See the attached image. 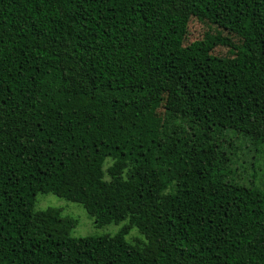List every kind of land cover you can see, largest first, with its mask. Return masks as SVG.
<instances>
[{
	"label": "trees",
	"instance_id": "trees-1",
	"mask_svg": "<svg viewBox=\"0 0 264 264\" xmlns=\"http://www.w3.org/2000/svg\"><path fill=\"white\" fill-rule=\"evenodd\" d=\"M201 1L0 0V264H264V189L229 148V131L264 142V0H208L244 25L239 43L218 29L235 52L221 114L183 80L188 105L157 116ZM39 193L128 222L74 237Z\"/></svg>",
	"mask_w": 264,
	"mask_h": 264
},
{
	"label": "rangeland",
	"instance_id": "rangeland-1",
	"mask_svg": "<svg viewBox=\"0 0 264 264\" xmlns=\"http://www.w3.org/2000/svg\"><path fill=\"white\" fill-rule=\"evenodd\" d=\"M208 0H202L188 24V32L182 46L176 81L179 87L174 88L165 97L163 105L158 109L157 116L163 118L166 105L187 106V100L182 96V81L187 82L188 89L195 106L200 110H210L216 116L221 114L224 102V86L231 71L235 58L234 50L226 45L218 36V29L223 35H229L239 43L243 38L244 25L237 12L233 9L221 10ZM181 85V86H180ZM233 145L232 168L233 177L241 182L264 189V142L252 143L241 134L229 131ZM112 161L105 163L107 168ZM49 206L61 208L64 214L77 219V225L72 230V236L113 235L120 230L121 223H110L98 226L80 203L69 201L53 193H39L35 208L45 209ZM126 239L132 243L145 240L137 227H133Z\"/></svg>",
	"mask_w": 264,
	"mask_h": 264
}]
</instances>
